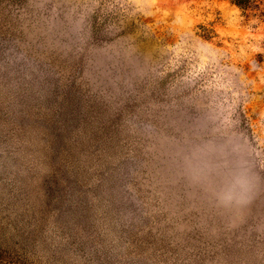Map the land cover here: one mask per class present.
I'll list each match as a JSON object with an SVG mask.
<instances>
[{
	"label": "rangeland",
	"instance_id": "374dc122",
	"mask_svg": "<svg viewBox=\"0 0 264 264\" xmlns=\"http://www.w3.org/2000/svg\"><path fill=\"white\" fill-rule=\"evenodd\" d=\"M0 264H264V0H0Z\"/></svg>",
	"mask_w": 264,
	"mask_h": 264
},
{
	"label": "clouds",
	"instance_id": "9594fccd",
	"mask_svg": "<svg viewBox=\"0 0 264 264\" xmlns=\"http://www.w3.org/2000/svg\"><path fill=\"white\" fill-rule=\"evenodd\" d=\"M252 177L247 169L233 173L229 184L213 194L215 205L227 213L246 206L251 200Z\"/></svg>",
	"mask_w": 264,
	"mask_h": 264
},
{
	"label": "trees",
	"instance_id": "16d2710c",
	"mask_svg": "<svg viewBox=\"0 0 264 264\" xmlns=\"http://www.w3.org/2000/svg\"><path fill=\"white\" fill-rule=\"evenodd\" d=\"M237 5L239 6H243L245 4V6H247L250 2V0H233Z\"/></svg>",
	"mask_w": 264,
	"mask_h": 264
}]
</instances>
